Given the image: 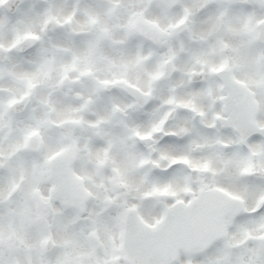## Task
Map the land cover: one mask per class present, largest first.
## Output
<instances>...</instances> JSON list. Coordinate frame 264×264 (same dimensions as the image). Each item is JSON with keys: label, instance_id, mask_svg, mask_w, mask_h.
<instances>
[{"label": "clouds", "instance_id": "9594fccd", "mask_svg": "<svg viewBox=\"0 0 264 264\" xmlns=\"http://www.w3.org/2000/svg\"><path fill=\"white\" fill-rule=\"evenodd\" d=\"M264 264V0H0V264Z\"/></svg>", "mask_w": 264, "mask_h": 264}, {"label": "snow or ice", "instance_id": "6c2138e0", "mask_svg": "<svg viewBox=\"0 0 264 264\" xmlns=\"http://www.w3.org/2000/svg\"><path fill=\"white\" fill-rule=\"evenodd\" d=\"M141 264H148L147 261H141Z\"/></svg>", "mask_w": 264, "mask_h": 264}]
</instances>
